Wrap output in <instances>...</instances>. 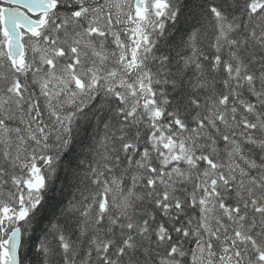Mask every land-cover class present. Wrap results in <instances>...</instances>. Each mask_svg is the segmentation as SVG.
<instances>
[{
  "label": "snow or ice",
  "instance_id": "6c2138e0",
  "mask_svg": "<svg viewBox=\"0 0 264 264\" xmlns=\"http://www.w3.org/2000/svg\"><path fill=\"white\" fill-rule=\"evenodd\" d=\"M0 264H264V0H0Z\"/></svg>",
  "mask_w": 264,
  "mask_h": 264
}]
</instances>
